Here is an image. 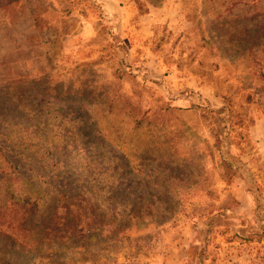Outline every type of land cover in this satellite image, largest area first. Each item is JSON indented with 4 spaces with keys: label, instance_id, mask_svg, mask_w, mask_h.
<instances>
[{
    "label": "rangeland",
    "instance_id": "rangeland-1",
    "mask_svg": "<svg viewBox=\"0 0 264 264\" xmlns=\"http://www.w3.org/2000/svg\"><path fill=\"white\" fill-rule=\"evenodd\" d=\"M0 264H264V0H0Z\"/></svg>",
    "mask_w": 264,
    "mask_h": 264
},
{
    "label": "trees",
    "instance_id": "trees-1",
    "mask_svg": "<svg viewBox=\"0 0 264 264\" xmlns=\"http://www.w3.org/2000/svg\"><path fill=\"white\" fill-rule=\"evenodd\" d=\"M151 197V200H149L148 196L144 197V195L141 194V196H139L140 201H135V204H133L130 209L125 208L122 213L111 207L101 209L100 213L98 212V209H94L92 212L93 216L90 215L89 212H86L85 219H87V221L91 220L95 223L97 222L99 225L112 223L113 227L119 228L134 223L145 222V219L148 221L157 220L159 222L170 221L175 215L176 203L171 199L165 198L166 200L160 205V199L156 200L153 198V195ZM80 203H82L81 200ZM77 205L78 212H82L80 204L77 203ZM26 218L27 216H25L24 219Z\"/></svg>",
    "mask_w": 264,
    "mask_h": 264
}]
</instances>
